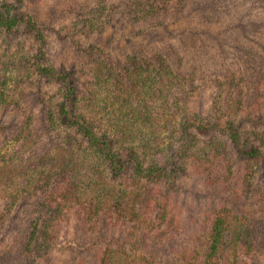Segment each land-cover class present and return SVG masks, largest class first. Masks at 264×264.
Returning a JSON list of instances; mask_svg holds the SVG:
<instances>
[{"label": "trees", "instance_id": "obj_1", "mask_svg": "<svg viewBox=\"0 0 264 264\" xmlns=\"http://www.w3.org/2000/svg\"><path fill=\"white\" fill-rule=\"evenodd\" d=\"M29 1L0 4V36L28 47L10 64L9 95L0 78V152L26 146L32 172L0 195V264H56L53 252L64 264H262L264 0L70 3L67 25L47 30L85 59L78 68L49 61ZM102 18L134 27L130 38L167 37L112 59ZM192 175L213 185L205 210L178 194Z\"/></svg>", "mask_w": 264, "mask_h": 264}, {"label": "rangeland", "instance_id": "obj_2", "mask_svg": "<svg viewBox=\"0 0 264 264\" xmlns=\"http://www.w3.org/2000/svg\"><path fill=\"white\" fill-rule=\"evenodd\" d=\"M12 1L13 0H0V4L9 3ZM134 1L136 0H30L28 4H31V6L34 7L36 11V15L38 16V20L40 21L43 27H46L44 33L47 39L46 54L49 61L52 62L54 65H56L57 62H63V63H67L66 65L69 66L71 64L75 65V62L79 60L81 61L84 58L80 57L79 53L78 55H75L74 52L72 53L67 47H65L66 49H64L63 51V47H62L63 43L62 42L60 43L56 39V37H54L47 30V27H49L51 24L67 25L68 21H70L68 20L69 17L66 14L69 4L74 3L75 4L74 8L76 10H79L80 8L84 9V7L86 8V6H92L93 9H95L94 12H96L97 9H102L104 7L107 10L112 5H116L118 3L121 5V7L126 6V9H130ZM64 17L66 20H63ZM113 23L114 21L112 20L111 24ZM180 23L186 25L185 21ZM111 24L108 25V23L106 22V18H102L97 20L94 29L98 30L104 28L106 30V32L103 33L104 35H102L99 40L100 42L104 43L107 46L111 45V50H109L111 55L110 57L116 60L122 59L123 57L129 55L139 56L142 54V52L147 53L152 49L148 53L150 54L154 50V47H156L157 45L162 44L161 47H163V43H164L163 39H166L167 37L166 28H165L161 31L154 30L152 33L147 35L136 34L134 32L136 34V37L130 38V34L133 32V29H135L134 27H131L129 24H123L122 27L120 26L116 27ZM166 24H168V22H166ZM174 25L176 26L175 23ZM110 28H114V29H110ZM95 33L96 32H94V34ZM20 40L21 39L18 38L5 39L4 36L3 37L0 36V78L2 76H6V82H7L6 88L8 89V95L10 90L16 88V83H17V79L15 78L16 73H14L15 70H13V67L10 66V64L11 62L14 63L13 61L17 58V55H20L24 53V51L28 50L27 46L21 45L22 42H20ZM84 45L87 44L84 43ZM22 48H24V50H22ZM75 66H77L76 68H78V65ZM22 73L25 74V72ZM45 87L50 91L53 89L52 87L51 88H48L47 86ZM0 89H5L1 85V83H0ZM100 98H102V96H100ZM138 101L140 102L143 101L142 97ZM194 109L195 106H192L191 112H193ZM139 129H140L139 127L134 129L135 138L133 134L132 139L133 138L136 139V142L137 144H139L141 151L151 150L152 152L154 146L152 137L145 138L146 139L145 140L144 138H142L143 136L140 135V133L144 129L141 128V131ZM137 131L140 132L136 133ZM12 146L13 144L10 143L9 146L8 145L5 146L3 148V151L0 152V181H2V183L0 182V192H1L0 195L2 196L3 194L4 198H8L18 189L22 188L23 179L28 178L32 174V172L29 170L27 165L28 161H30L29 152H24L26 146H24L23 147L24 149L21 150V152H23L21 154L16 153L15 149L12 148ZM143 147L145 148L143 149ZM2 156H7L3 158L4 161L1 159ZM19 157H23L22 162L18 161ZM9 173L10 174L13 173L14 175H16V179H14L12 174L10 175ZM9 176H10L9 178L10 182L8 179ZM4 179L7 180V182L3 181ZM183 187H184L183 189H179L177 191L180 197L182 198L181 202L186 200L185 202L186 206L200 205L201 207H203V210L207 209L209 206H212L213 204L212 202L215 200L214 199L215 192L213 191L212 188L213 185H211L210 188L206 187L204 179L201 178L200 176L197 175L194 177V175H192L187 180H184ZM187 191H190L191 194L188 195ZM195 195H198L199 198L193 199V196ZM208 197L209 198L212 197L213 201L207 200ZM179 215L180 217L184 215V211L181 210L179 212ZM11 243H12L11 240H9V244ZM176 243H178L177 245L179 246L181 244V241H177ZM0 254H2V252H0ZM52 255L53 258L55 257L56 264H64L65 262L70 263V260L66 257L58 258L56 252H53ZM8 259L9 257L7 256L4 263H7ZM116 263L122 264V261ZM261 263L264 264V255L263 257H261Z\"/></svg>", "mask_w": 264, "mask_h": 264}]
</instances>
